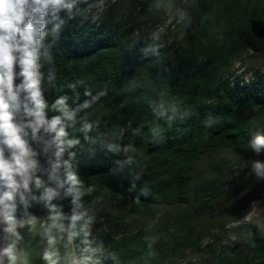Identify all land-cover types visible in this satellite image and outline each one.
<instances>
[{
  "label": "trees",
  "instance_id": "1",
  "mask_svg": "<svg viewBox=\"0 0 264 264\" xmlns=\"http://www.w3.org/2000/svg\"><path fill=\"white\" fill-rule=\"evenodd\" d=\"M152 1L143 4L148 7ZM60 15L66 23L59 38L49 35L44 41L50 59L42 60V88L49 109L57 98L66 96L73 108L92 102L78 119L87 122L95 110L107 115L102 129L88 132L87 140L79 131L80 123L69 129L71 137L80 140L71 151L75 153L73 168L85 192L82 201L89 184L96 181L95 197L105 192L116 205L151 210L156 204H169L179 193L180 182L190 178L202 157L220 149H247L248 142L264 132V74L248 81L220 77L246 44L264 42V0H194L182 22V42L175 49H165L159 40L143 42L130 52L126 24L107 20L89 25L82 23L83 15L73 19L63 12ZM130 81H135V86L126 90ZM162 94L165 99H181L190 115L171 127L159 120L149 102L159 100ZM55 114L49 110V116ZM156 126L163 127L162 136L150 132ZM104 134L108 141L98 145ZM109 143L119 145L121 151H109ZM129 144L135 152L122 150ZM32 146L41 151V145ZM127 156L133 157L135 171L144 170L135 187L127 168L116 170L117 161ZM38 159L42 167L47 166L43 154ZM55 203L65 215H71L69 198ZM28 211L37 220L49 215L48 209L35 202ZM22 213L18 205V218L24 219ZM93 215L102 217L98 212ZM18 230L22 235L23 228ZM182 232L179 238L184 240L192 235L191 230ZM142 236L128 231L96 247L95 235L81 233L73 239V246L79 255L87 240L104 258L103 264L169 262L175 252L170 246L176 238L149 241ZM211 264H264V235H254L248 249L231 258L221 256Z\"/></svg>",
  "mask_w": 264,
  "mask_h": 264
},
{
  "label": "clouds",
  "instance_id": "2",
  "mask_svg": "<svg viewBox=\"0 0 264 264\" xmlns=\"http://www.w3.org/2000/svg\"><path fill=\"white\" fill-rule=\"evenodd\" d=\"M82 4L86 7L81 8ZM104 6L105 0H0V225L5 241L0 247V264H18L22 255L18 249L22 239L18 229L37 222L28 211L33 202L42 204L49 212L43 231L48 245L43 259L48 264H52L55 256L50 251L57 240L54 232L66 233L69 244L81 233L85 237L90 234L94 218L84 206L85 192L72 164L75 153L71 149L80 140L71 137L69 129L80 123L79 131L85 134L86 140L89 139L86 134L92 131L93 125L78 117L91 107L92 102L86 101L73 108L68 104V98L61 96L49 109L42 88L41 68L42 60L50 59L48 46L44 43L46 37L51 35L58 39L66 23L61 12L69 19L93 13L95 19L99 14L93 9L102 10ZM184 18L181 12L180 19ZM48 80H52L51 73ZM135 83L130 81L126 90L133 88ZM149 106L169 127L190 115L181 99H165L163 94L159 100H151ZM49 110L56 114L49 116ZM134 131L138 135L140 130ZM150 132L162 136L164 129L156 126L150 128ZM33 143L42 146L40 152L33 148ZM106 147L109 151H121L117 144L109 143ZM246 147L257 156L264 153V132L256 134ZM122 150L125 153L136 151L131 144ZM41 154L46 157V167H42L38 159ZM133 164V157L127 156L123 161H117L116 170L123 172L127 168L135 187V181L141 178L144 170L135 171ZM246 167L257 180L264 181V160L247 161ZM65 198L70 199L72 206L70 216L55 203ZM18 205L23 208L24 219L18 218ZM85 244L79 255L75 251L69 253L65 264H103L104 258L97 255L98 250L87 240Z\"/></svg>",
  "mask_w": 264,
  "mask_h": 264
},
{
  "label": "rangeland",
  "instance_id": "3",
  "mask_svg": "<svg viewBox=\"0 0 264 264\" xmlns=\"http://www.w3.org/2000/svg\"><path fill=\"white\" fill-rule=\"evenodd\" d=\"M144 0H105L102 10L83 15L84 24L103 21L126 24L130 30L129 51L143 42L162 40V47L175 49L182 42L184 32L180 13L186 15L194 0H153L144 6ZM264 74V42L258 40L246 44L230 64L220 73L223 80L248 81ZM107 115L93 111L87 122L93 125L91 132H98ZM255 125L258 123L254 120ZM108 135L100 136L98 145L106 144ZM264 160V153L257 156L249 149H220L211 156L195 163L190 178L179 184V193L169 204H156L151 210L143 207L127 208L116 205L102 192L95 197L97 182L87 187L84 206L89 214H102L93 222L89 232L97 237L94 242L102 247L109 238L120 234L140 235L149 241L177 239L171 245L175 252L165 264H211L221 256L231 258L236 252L248 249L254 235H264V181L257 180L246 167L247 161ZM100 198V199H97ZM68 216V215H66ZM48 218L26 225L18 249L22 253L18 264H48L43 253L48 248L43 235ZM67 224V220L65 221ZM192 235L179 238L182 231ZM56 243L50 251L55 253L52 264H65L66 257L74 250L66 233H53ZM0 229V247L4 246Z\"/></svg>",
  "mask_w": 264,
  "mask_h": 264
},
{
  "label": "crops",
  "instance_id": "4",
  "mask_svg": "<svg viewBox=\"0 0 264 264\" xmlns=\"http://www.w3.org/2000/svg\"><path fill=\"white\" fill-rule=\"evenodd\" d=\"M2 227H3V226H2V225H0L1 232H2Z\"/></svg>",
  "mask_w": 264,
  "mask_h": 264
},
{
  "label": "snow or ice",
  "instance_id": "5",
  "mask_svg": "<svg viewBox=\"0 0 264 264\" xmlns=\"http://www.w3.org/2000/svg\"><path fill=\"white\" fill-rule=\"evenodd\" d=\"M73 180H75V178H73Z\"/></svg>",
  "mask_w": 264,
  "mask_h": 264
}]
</instances>
